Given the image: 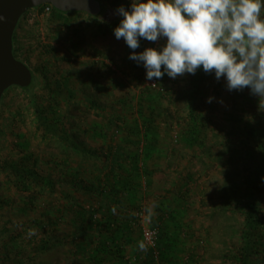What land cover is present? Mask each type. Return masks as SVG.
<instances>
[{
	"label": "rangeland",
	"instance_id": "obj_1",
	"mask_svg": "<svg viewBox=\"0 0 264 264\" xmlns=\"http://www.w3.org/2000/svg\"><path fill=\"white\" fill-rule=\"evenodd\" d=\"M100 1L106 6L100 16L47 13L37 6L27 9L15 27L16 55L33 71L35 83L27 90L11 86L0 100V264H94L96 258L100 264H238L234 255L244 225L241 180L248 162L242 155L248 148L264 154V148L244 143L236 127L244 122L264 130V98L249 88L229 91L225 78L217 80L214 72L205 73L193 109L190 74L173 79L165 73L154 78L155 87L149 85L143 64L129 59L133 50L114 35L122 19L117 6L130 9L131 0ZM164 42L141 38L135 51ZM42 73L73 90L69 97L61 85L64 92L55 107L60 125L77 146L96 150L98 156L36 131L34 102L52 100ZM144 118L152 122L149 131ZM118 144L124 153V170L117 171L122 177L133 175L130 156L137 148L139 153V175L128 189L134 194H124L113 211L115 224L129 229L113 251L100 245L97 231L88 245L79 246L70 208L98 202L70 184L69 176L83 170L87 180L106 184V166ZM232 161L241 172L232 179L238 190L228 206L231 191L225 182ZM13 164L50 181L18 186ZM259 196L264 207V183ZM159 214L157 226L165 229L170 247L147 262L141 226H151Z\"/></svg>",
	"mask_w": 264,
	"mask_h": 264
},
{
	"label": "clouds",
	"instance_id": "obj_2",
	"mask_svg": "<svg viewBox=\"0 0 264 264\" xmlns=\"http://www.w3.org/2000/svg\"><path fill=\"white\" fill-rule=\"evenodd\" d=\"M262 9L264 0H131L130 9L121 5L116 10L122 19L114 35L133 50L129 59L143 64L149 81L165 73L175 79L202 68L205 73L214 72L217 80L225 78L229 91L249 88L261 99ZM141 38L165 42L136 52Z\"/></svg>",
	"mask_w": 264,
	"mask_h": 264
},
{
	"label": "trees",
	"instance_id": "obj_3",
	"mask_svg": "<svg viewBox=\"0 0 264 264\" xmlns=\"http://www.w3.org/2000/svg\"><path fill=\"white\" fill-rule=\"evenodd\" d=\"M101 3V11L97 16H100L106 9L105 4L99 0ZM42 6V5H41ZM120 7V6H117ZM51 11L58 12L60 14L73 15L80 14L82 12L76 11H60L55 8H52ZM264 11V9H262ZM120 16L119 14H117ZM23 15H21L22 17ZM90 17H95L89 15ZM121 17V16H120ZM20 19V18H19ZM102 24H109L106 20L102 21ZM14 35V34H13ZM13 40V55L15 58L23 61L16 55V48L14 45V36ZM24 62V61H23ZM25 63V62H24ZM32 72V83L28 87L21 88L23 90H27L32 88L34 85L35 75ZM206 77L203 69H198L195 74H190L189 77V90H188V100L189 105L192 108V105L201 93V87L203 81ZM41 83L43 87L47 90V93L50 97H52L51 101L47 103L41 102L39 99L34 102V113L36 116V131L41 132V135L45 137H57L58 139L65 142L67 145L78 149L81 152L89 153L94 156H98L96 150H89L87 148H82L77 146L73 139L64 132L62 126L60 125V120L58 115L56 114V108L60 101L59 97H62L64 90H62L61 85L63 84L67 91L69 97H72L73 90H70L66 86V82H61L60 80H51L44 73H42ZM95 105V104H94ZM240 118H237V121ZM242 122V121H241ZM143 125H145L146 131H149L152 127V122L146 118L143 119ZM237 126L242 141L244 143L254 144L256 148H264V130H258L256 126L252 123L239 124ZM138 127V124L137 126ZM147 136V135H146ZM258 145V147H257ZM145 148V153L148 151ZM138 149V148H137ZM135 150L130 156L132 158V168L133 175L124 174L123 177L119 172L122 169L124 170L122 156H123V146L122 144H118L113 148L111 152L110 160L106 166V177L105 183L102 184L99 179L92 178L91 180H87L85 177V173L83 170H76L71 173L69 176V183L73 186H77L82 189L85 194L88 196H93L97 199L98 206H84L79 203H75L70 208L71 211V224L73 227L74 237L78 238V245H88L91 235L94 231H97L101 235L100 245L108 252L113 251V244L115 241L120 238L123 232L129 229V225L120 226L116 225V215L113 214V209L115 204H121L124 194H129L133 192H129L128 189L130 187V183L132 181H136L139 172H138V159L139 153L138 150ZM149 149V148H148ZM225 149L230 150L231 145L226 146ZM262 150H248L245 151V154L242 155V161L244 159H248V162L245 166H243L245 175L242 177V183L244 184V192L243 200L241 204V208L243 210V218L244 225L241 233V245L236 251L234 258L237 259L238 264H264V225L262 220L264 219V207L261 204L259 189L264 183V154L261 152ZM231 160V157H229ZM236 160V159H235ZM241 162V161H240ZM231 167L227 170V181L226 183V191L227 193H231L228 197V206L233 205L232 201L236 195L238 190L237 182H235L234 177L239 175L241 172L239 169L238 162L232 161L230 163ZM14 174H17V185L29 188L31 187L32 182L38 183L40 181H50V179H46L45 176H41L36 174L31 170H23L18 168L15 164L10 168ZM118 169V170H117ZM24 171V172H23ZM21 173V174H20ZM131 176V177H130ZM134 194V193H133ZM162 215H157L155 219L151 220L150 227H156L157 222L162 219ZM157 238L155 249L157 252L164 255L167 253L170 244L168 242V237L165 236V229L157 226ZM83 245V246H84ZM45 248V246H44ZM117 252L118 248L116 247ZM152 250H148L146 252V261L152 262ZM12 264H24L19 260H15ZM94 264H100V261L96 258Z\"/></svg>",
	"mask_w": 264,
	"mask_h": 264
},
{
	"label": "water",
	"instance_id": "obj_4",
	"mask_svg": "<svg viewBox=\"0 0 264 264\" xmlns=\"http://www.w3.org/2000/svg\"><path fill=\"white\" fill-rule=\"evenodd\" d=\"M50 4L60 11L84 12L97 16L99 0H0V100L11 87H28L32 83L31 69L13 55V33L21 15L29 8Z\"/></svg>",
	"mask_w": 264,
	"mask_h": 264
},
{
	"label": "built area",
	"instance_id": "obj_5",
	"mask_svg": "<svg viewBox=\"0 0 264 264\" xmlns=\"http://www.w3.org/2000/svg\"><path fill=\"white\" fill-rule=\"evenodd\" d=\"M42 8L45 12H50L52 10V6L50 4H43ZM149 85L155 87L156 86V79L153 78L149 82ZM156 241H157V227H150V226H141V242H140V247L143 245L141 248H147L149 250H152V255L154 257L157 256V250L155 249L156 246Z\"/></svg>",
	"mask_w": 264,
	"mask_h": 264
}]
</instances>
